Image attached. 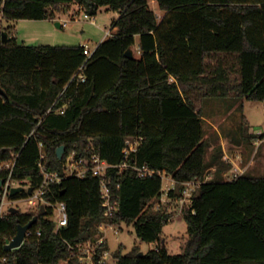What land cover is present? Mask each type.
Returning a JSON list of instances; mask_svg holds the SVG:
<instances>
[{
  "label": "trees",
  "instance_id": "obj_1",
  "mask_svg": "<svg viewBox=\"0 0 264 264\" xmlns=\"http://www.w3.org/2000/svg\"><path fill=\"white\" fill-rule=\"evenodd\" d=\"M154 1L162 17L150 0H0L8 23L54 20L72 5L89 18L102 7L119 15L112 35L90 57L83 45L20 43L11 25L3 28L7 42L0 33V165L16 160L12 178L38 188L43 153L47 170L62 178L45 198L64 202L69 214L68 224L58 228L52 207L6 213L0 220V264H84L80 247L98 240L103 223L133 225L141 241L157 245L144 256L138 247L125 255L120 250L117 264H264V176L247 169L230 176L234 163L221 144L212 148L203 106L196 105L197 99H232L230 111L237 100L264 101V0ZM248 125L243 116L236 145L264 139L248 136ZM128 139L137 147L132 167L122 169ZM96 150L113 166L107 177L119 209L112 216L105 214L100 178L71 177L64 166L73 152L87 164ZM144 167L156 173L142 177L138 169ZM9 175L0 169V192ZM164 176L177 184L168 192L176 201L184 183L201 181L183 212L188 239L180 255H170L162 243L164 225L174 220L172 212L155 207L164 195ZM27 197L23 192L13 199ZM34 218L23 246L7 250L18 226ZM105 252L103 243L93 264H102Z\"/></svg>",
  "mask_w": 264,
  "mask_h": 264
},
{
  "label": "rangeland",
  "instance_id": "obj_2",
  "mask_svg": "<svg viewBox=\"0 0 264 264\" xmlns=\"http://www.w3.org/2000/svg\"><path fill=\"white\" fill-rule=\"evenodd\" d=\"M150 6L162 17L164 12L156 1L150 0ZM58 15H64L62 27H58L55 22L45 20H22L19 25H15L16 22L8 23L1 17L0 26L2 24L4 29L9 25L13 28L17 26L16 37L20 43L26 45H83L89 46L92 51H95L98 45L109 37L108 33L112 31V23L119 17L118 13L109 10L107 7H102L96 17L86 18V13L78 5H72L67 13H58L56 18ZM4 29H0V33H3ZM136 40L137 45H139V37ZM228 101L205 99L201 104L200 99L196 100L197 108L203 106L206 137L211 142L212 148L221 144L226 153V159L234 163L233 171L229 172L231 177H234V174L244 172L247 166V170L252 175L264 176V139L250 138L248 141H243L240 146L234 142L236 135L239 138L242 136L240 125L243 116L249 123L248 136L264 134V101L244 100L242 102L237 100L235 101L237 106L232 111L227 110ZM211 152L212 149L209 150L208 155ZM170 182V177H164V190L170 185ZM160 202L165 210L172 212L174 219L164 225L162 243L170 255L183 254L188 239V226L182 216L188 208V204L167 197H164V200ZM158 204L159 201L155 206L156 208ZM12 206L18 208L23 214H31L35 210L24 198L14 202ZM99 235L104 238L106 243L108 258L106 264H117L115 255L120 250L125 255L138 247L142 253L146 254L157 247L156 244L141 241L134 226L125 223L120 226L107 227Z\"/></svg>",
  "mask_w": 264,
  "mask_h": 264
},
{
  "label": "built area",
  "instance_id": "obj_3",
  "mask_svg": "<svg viewBox=\"0 0 264 264\" xmlns=\"http://www.w3.org/2000/svg\"><path fill=\"white\" fill-rule=\"evenodd\" d=\"M86 18H89L86 15ZM109 36H111V32L108 33ZM93 51L90 49L89 46H85V54L90 57L92 55ZM83 69V67L81 68ZM84 80V78H82ZM65 109V106L62 107L61 112L63 113ZM52 109L49 110L51 112ZM128 145V149L125 154V162L120 166L122 169H127L129 167H132L129 164L130 155L133 151L136 150L137 142L131 139H128L126 141ZM94 149V148H93ZM95 150V149H94ZM45 158V155L42 153L41 155V162L39 163V166L41 168V172L43 175V182L38 188H34L31 195L28 194V190L31 186H23V184L17 180H14L12 178V172L16 166V160L7 163L5 165H0V169H9L10 175L9 178L6 180V182L2 186V190L0 192V220L4 217L6 213H10L11 208H15L13 205L14 202L19 201L20 199H13L11 196L12 190L15 188L22 187L24 189L23 192H26L28 194L27 198H24L28 204L31 207H37V206H45L52 207L53 208V216L51 220L55 221L58 225V228L66 226L68 224L69 220V214H68V208L67 205L64 202H60L57 204L51 203L46 200L45 195L49 191L50 186L54 182H60L62 178L59 176L56 172H50L47 170L46 166L43 163V160ZM65 170L67 174L71 177H78V178H85L89 173H92L94 176L99 177L101 181V196L103 199V206L105 207V214L107 216H112L115 212L119 209V201L113 202V194L110 188V182L107 177L108 170L112 168L113 166L110 165L105 159H103L99 152L96 150L92 154L89 163H85V160L82 158H78L76 152H73L70 154L66 161H65ZM140 175L142 177L146 176H153L156 172L148 167L139 168L138 169ZM243 173V172H242ZM241 173V174H242ZM240 174H234V177L239 176ZM167 177V176H164ZM169 179V178H168ZM211 176H207V180H210ZM170 185L167 186V188L164 190V195L162 196L161 200H164V197L168 198V192L171 190H176L177 184L176 182L170 178ZM184 190L182 192V197L179 201L182 203H187L188 207L191 206L193 203V199L195 195L197 194L201 181H188L183 184ZM22 192V193H23ZM21 194V193H20ZM159 201L158 207H161V202ZM9 206V209L7 207ZM107 227H113L108 224H101L100 230H105ZM37 235H41V231L36 232ZM31 235V231L29 230L26 235V239ZM12 240V239H11ZM9 240L6 241V244ZM103 243H105V240L102 236L99 235V238L96 242H88L85 245L80 247V259L84 264H93V258L97 254V248L101 246ZM108 260L107 258V252L104 253V255L101 257V263H105Z\"/></svg>",
  "mask_w": 264,
  "mask_h": 264
},
{
  "label": "water",
  "instance_id": "obj_4",
  "mask_svg": "<svg viewBox=\"0 0 264 264\" xmlns=\"http://www.w3.org/2000/svg\"><path fill=\"white\" fill-rule=\"evenodd\" d=\"M2 36H3V41L7 42L8 41L7 34L4 32L2 34ZM126 56L132 58V57H134V52L133 51H128L126 53ZM1 94H3L7 98V100H9V96L3 90H1ZM64 153H65V147L64 146H61L60 148H58L57 156H58V158L60 160L63 158ZM0 185H2L1 181H0ZM33 189H34L33 187L29 188V190H28V194L29 195L32 194ZM23 191H24V189L22 187L15 188V189L12 190L11 196L15 197V196L19 195L20 193H22ZM41 209H42L43 213L46 212L45 211V206H41ZM10 212L11 213H18L19 210H18V208H11ZM36 222H37V218H34L33 220H31L26 225H19L16 236L12 240L8 241V243L6 245V249L7 250H16V249H19L20 247H22L24 242L26 241L27 232L34 226V224ZM139 256H144V253L140 252Z\"/></svg>",
  "mask_w": 264,
  "mask_h": 264
},
{
  "label": "crops",
  "instance_id": "obj_5",
  "mask_svg": "<svg viewBox=\"0 0 264 264\" xmlns=\"http://www.w3.org/2000/svg\"><path fill=\"white\" fill-rule=\"evenodd\" d=\"M79 7V6H78ZM80 8V7H79ZM164 15V14H163ZM162 15V16H163ZM0 17L3 19V16H2V14L0 13ZM63 17H64V15H58V17L56 18V19H54V20H45V21H48V22H55V24L58 26V27H62V25H61V23H62V21H63ZM61 21L60 23H59V21ZM20 21H22V20H18V21H16V24L15 25H19V23H20ZM4 28V26L1 24V26H0V29L2 30ZM17 28V26L16 27H14V29H15V31L16 30H18V29H16ZM233 110V109H232ZM232 110H230V111H232ZM248 168V166L247 167H245V170Z\"/></svg>",
  "mask_w": 264,
  "mask_h": 264
}]
</instances>
